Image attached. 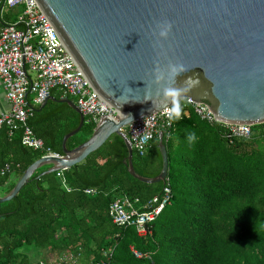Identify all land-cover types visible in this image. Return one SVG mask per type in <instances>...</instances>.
Segmentation results:
<instances>
[{
    "label": "trees",
    "instance_id": "1",
    "mask_svg": "<svg viewBox=\"0 0 264 264\" xmlns=\"http://www.w3.org/2000/svg\"><path fill=\"white\" fill-rule=\"evenodd\" d=\"M51 96L62 99L56 91ZM181 107L172 127L159 130L168 160L165 184L133 179L124 165L125 145L115 135L62 172L64 183L56 173L36 181L49 169L42 167L11 201L0 204V264H22L23 247H35L45 260L81 250L96 262L107 252L108 264H264V124L251 127L248 140L228 139L224 126L208 125L189 107ZM78 122L68 106L48 102L27 126L46 149L62 156V139ZM94 128L84 119L66 149L85 143ZM189 132L196 133L193 143L186 138ZM20 140V131L9 135L7 127L0 129V197L41 157ZM132 166L143 178L159 174L158 136L143 158L133 153ZM166 185L169 204L147 226L145 237L133 227L112 224L108 210L115 200H136L135 207L143 212ZM85 190L96 193L86 196Z\"/></svg>",
    "mask_w": 264,
    "mask_h": 264
},
{
    "label": "water",
    "instance_id": "2",
    "mask_svg": "<svg viewBox=\"0 0 264 264\" xmlns=\"http://www.w3.org/2000/svg\"><path fill=\"white\" fill-rule=\"evenodd\" d=\"M94 93L117 112L102 118L91 137L68 151L84 117L68 98L64 104L79 117L78 126L61 143L62 156L40 158L24 172L0 204L11 201L34 173L67 171L100 149L112 136L126 148L128 174L145 185L165 184L168 160L158 135L161 170L154 178L135 174L133 152L123 130L133 121L171 107L163 95L168 86L188 88L183 99L206 104L225 125L264 124V0H35ZM168 22L166 39L158 25ZM170 66L183 68L173 77ZM164 79L157 82L156 76Z\"/></svg>",
    "mask_w": 264,
    "mask_h": 264
},
{
    "label": "built area",
    "instance_id": "3",
    "mask_svg": "<svg viewBox=\"0 0 264 264\" xmlns=\"http://www.w3.org/2000/svg\"><path fill=\"white\" fill-rule=\"evenodd\" d=\"M4 7L9 9L20 7L21 15L15 19L4 15L2 12ZM7 17L9 21L6 20ZM53 91L59 92L62 98L73 99L72 102L88 123L96 125L102 118L114 120L118 117L117 112L91 89L35 0H0V93L4 94L8 105L7 111L0 108V129L3 126L7 127L9 135L20 131L21 145L41 153L40 158L60 156L45 148L44 143L36 138L27 126V120ZM181 105L189 107L200 121L208 125L224 126L228 139L250 138L251 127L219 123L211 116L206 104L182 99ZM170 108L139 118L123 130L132 152L137 157L145 156L151 141L159 135L160 129L172 127L175 114ZM5 171H8L7 167ZM56 174L64 183L62 172ZM95 193L94 190L84 191L86 196ZM170 197V189L166 185L159 197H154L143 207V212H139L135 207L136 200L130 202L125 198L118 199L110 205L108 216L113 225L120 228L133 227L139 237H145L147 226L169 204ZM133 254L140 258L139 254ZM110 257V254L103 251L100 260L96 262L86 258L84 253L78 250L75 253L64 252L36 264H108Z\"/></svg>",
    "mask_w": 264,
    "mask_h": 264
},
{
    "label": "clouds",
    "instance_id": "4",
    "mask_svg": "<svg viewBox=\"0 0 264 264\" xmlns=\"http://www.w3.org/2000/svg\"><path fill=\"white\" fill-rule=\"evenodd\" d=\"M157 27L159 29V33H158L159 37L162 39H166L171 30V24L168 22H165V23L159 24ZM178 70L183 71V68L180 67L178 69L177 66H170V69H169L170 75L174 77L177 74ZM163 79H164L163 73H158L156 76L157 82ZM188 90H189L188 88L180 89V88L173 87V86H168L163 89L164 97L166 99L171 100V108H170L171 112L177 116H179L182 111V107H181V102L183 99L182 94L184 92H187ZM186 138L189 143H193L197 140V136L195 132H189Z\"/></svg>",
    "mask_w": 264,
    "mask_h": 264
},
{
    "label": "rangeland",
    "instance_id": "5",
    "mask_svg": "<svg viewBox=\"0 0 264 264\" xmlns=\"http://www.w3.org/2000/svg\"><path fill=\"white\" fill-rule=\"evenodd\" d=\"M2 12L4 15H9L13 19H15L21 15V8L16 7L13 9H9L7 7H4ZM32 77L34 78V75H32ZM19 254L22 264H36L39 261L45 260V255L35 247H23L21 250H19Z\"/></svg>",
    "mask_w": 264,
    "mask_h": 264
},
{
    "label": "crops",
    "instance_id": "6",
    "mask_svg": "<svg viewBox=\"0 0 264 264\" xmlns=\"http://www.w3.org/2000/svg\"><path fill=\"white\" fill-rule=\"evenodd\" d=\"M0 108L1 110L3 111H7L8 110V105L4 99V94L1 92L0 93ZM18 180L15 181V183L17 182Z\"/></svg>",
    "mask_w": 264,
    "mask_h": 264
}]
</instances>
